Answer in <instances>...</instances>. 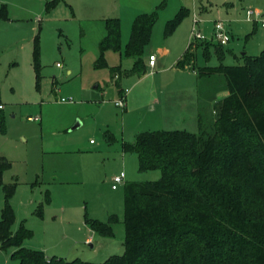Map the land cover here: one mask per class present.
<instances>
[{"label":"rangeland","instance_id":"1","mask_svg":"<svg viewBox=\"0 0 264 264\" xmlns=\"http://www.w3.org/2000/svg\"><path fill=\"white\" fill-rule=\"evenodd\" d=\"M117 1L119 8L102 9L100 18L120 17L125 27L133 15L158 11L159 20L147 50L157 51L154 47L168 40L174 41L183 54L193 39L195 15L202 18L200 29L209 41L214 20L228 24L231 40L224 46L225 65L244 64V54L256 56L264 50V0H145L142 4L129 3L131 8H123ZM35 5L38 12L44 8ZM182 6L189 9V15L175 33L166 36V22ZM44 10L34 16L37 30L33 35L19 31V35L13 34L12 39L0 43V155L12 163L2 174L4 182L17 183L11 200L16 214L13 231L24 221L34 231L24 246L40 250L49 247L47 254L68 260L105 262L125 253V184L158 180L163 174L159 169L140 171L139 158L124 152L123 142L131 143L138 133L152 130L198 133L200 80L192 70H161L168 65V57H159L154 69L147 60L143 74L115 76L114 66L121 64L130 69L134 58L110 50L106 53L108 65L96 66L99 42L106 35L104 21L100 24L98 15L76 10L66 1L49 12ZM250 11L251 20L247 15ZM26 34L32 41L23 47ZM128 34L122 32V48L129 40ZM196 63L211 67L221 64L213 48L208 60L200 48ZM225 85L222 75L202 85L209 118L214 117V104L228 94ZM120 88L128 90L125 109L115 105L121 97ZM141 90L148 91L146 97L138 95ZM106 131L114 134L113 142L107 140ZM122 172L125 181L113 189V178ZM47 190L50 203L46 202ZM4 203L5 193L0 187V218ZM40 208L42 216L37 215ZM111 215L117 217L114 235L94 233L91 244L87 243L86 236L91 233L86 219L107 223ZM14 250L1 251L0 264H18L11 255Z\"/></svg>","mask_w":264,"mask_h":264},{"label":"trees","instance_id":"2","mask_svg":"<svg viewBox=\"0 0 264 264\" xmlns=\"http://www.w3.org/2000/svg\"><path fill=\"white\" fill-rule=\"evenodd\" d=\"M61 1H48L47 11ZM189 12L182 6L166 22L165 35L175 33ZM134 18L131 37L123 50L126 57L134 58L129 73L140 75L147 70L144 53L159 20L158 11L139 13ZM8 19V6L2 4L0 21ZM121 24L119 17L106 18V36L99 43L96 66L108 65V50L122 51ZM200 48L207 60L213 48L221 64L198 65ZM38 49L36 36L39 81ZM225 57L223 45L205 40L190 43L176 63L178 69L192 70L200 80L198 133L152 130L138 133L131 143L123 142L124 152L139 158L140 171L159 169L163 173L158 180L125 184L123 255L99 263L49 256L43 250L24 246L34 231L24 221L13 231L16 214L11 200L17 183L4 182L2 174L12 163L2 155L0 187L5 203L0 218V251L15 248L11 255L18 264H264V50L256 56L244 54V64L225 65ZM112 71L115 76L123 73L121 66ZM221 75L226 79L228 94L214 104V117L209 118L202 85ZM105 136L109 142L115 140L110 131ZM46 202H51L48 190ZM37 215L42 216L41 208ZM116 220L111 215L107 223L86 219V224L108 237L114 235Z\"/></svg>","mask_w":264,"mask_h":264},{"label":"crops","instance_id":"3","mask_svg":"<svg viewBox=\"0 0 264 264\" xmlns=\"http://www.w3.org/2000/svg\"><path fill=\"white\" fill-rule=\"evenodd\" d=\"M48 1H52V0H0V5L5 4L6 6H8V9H9V19H8V21H0V43L1 42L2 43H6L7 41H9V39H12L13 34L19 35V31H21L22 33L27 32L28 34L33 35V33H35L36 30H37V26H36L37 24L34 21L36 19L34 18V16L36 17V15L44 13V11H45L44 9H46V11H47L46 3ZM62 1L70 2L75 7L76 10H81L82 9L85 12H87L88 15H91V16L98 15L99 18H97V19L100 20V24H101L102 21H104V25H105V20L108 17L100 18L102 16V15L100 16V14H99L100 11H102V9L104 11L110 10L111 8L117 9V8H119L118 5H120L118 3V1L116 2V0H62ZM144 1L145 0H126L124 2V1L120 0V3H121L123 8L124 7L131 8V5L129 3L133 4V2H136V3H141L142 4V3H144ZM35 3L44 5V8L41 7L40 11L38 12L36 7H35L36 6ZM142 11L143 10H141L139 12H142ZM136 15H138V14H136ZM136 15H133L132 17H130L132 20L129 21V19H128L125 27H124L123 19L121 18V22H122V24H121V34H122L123 31L126 34H128L129 32L131 33L133 21L135 19L134 17ZM227 26H228V24H227ZM105 30H106V27H105ZM99 35H100V37L103 36L101 33H99ZM23 37L24 38L22 40V46L24 47L25 44H28V42L31 43L32 38L28 39L29 37H27V34L24 35ZM104 37H102V38H104ZM128 37H129V34H128ZM130 37H131V34H130ZM130 37H129V39H130ZM101 40H100V42H101ZM127 41H129V40H126V43H125L124 47L128 43ZM185 45L186 44H184V47H185ZM122 47H123V43H122ZM154 48L157 49L158 52L156 50H153L152 48H150L148 50L145 48L146 50H145V53H144L145 63L147 62V60H149V56H150L151 53H156L157 54L156 66L155 67H150L149 66L151 69H154V68H156L158 66L157 63H158L159 57H160L161 60H165V58L168 57L169 58V61L167 63L168 65H166V67L162 68L161 70H163V71L171 70V71H174L175 73L181 72V70L176 67V65H177L176 63L181 58L180 54L182 52H180L179 46H177L174 41L168 42V40H165V41L162 40V41L159 42V44H157V47H154ZM123 49L124 48H122V51H120L121 55L122 54L124 55V50ZM108 51H110V50H108ZM184 52H183V54H184ZM183 54H181V56ZM119 66L122 67V71H123L122 74H124L125 76L134 75V74L129 73V71L133 68L134 65L130 69L123 68V66L121 64H119ZM119 66H114V67H119ZM184 70L190 71L189 69H183L182 71H184ZM193 74L196 75L195 72H193ZM119 76H121V75H119ZM120 89L123 90V88H120ZM122 90L119 91L120 95L122 93L121 92ZM147 93H148L147 90H143V91L141 90V91L138 92V95L142 96V97H146ZM128 106H130V102H128ZM170 111L173 112L172 110H170ZM87 227L89 228V231H90L91 234L86 236V242L91 244V242L94 239V238H92V236L96 232L91 230L88 225H87ZM92 247H93V245H92ZM42 249L45 252V254H47V252L49 250V247H44ZM48 255L51 256L50 254H48Z\"/></svg>","mask_w":264,"mask_h":264},{"label":"built area","instance_id":"4","mask_svg":"<svg viewBox=\"0 0 264 264\" xmlns=\"http://www.w3.org/2000/svg\"><path fill=\"white\" fill-rule=\"evenodd\" d=\"M247 15H248V19L251 20V18L253 16V12H251V11L247 12ZM260 15L261 14L258 13L257 16L260 17ZM202 22H203L202 18L195 15L194 25H193V28L191 31L192 37H193L191 43H193V44H196L199 41H205V40L209 41L207 36L203 32H201L200 25ZM261 24L264 27V20L263 19L261 20ZM213 31H214V33H213L212 39L210 41L216 40L218 43L225 46L231 40V33L228 30V26L226 25V22H224L221 19L214 20ZM156 60H157V54L151 53L149 56V60H148L149 66L155 67L156 66ZM58 65H59V63H58ZM127 92H128V90L122 91V93L120 95L121 96L120 99L115 102V105L118 108H121V109L126 108V105H127L126 94H127ZM62 101H66V100L63 99ZM0 108L1 109L3 108L2 104H0ZM31 119H34L36 121L39 120V118H37V117L36 118L32 117ZM125 178H126V174H124L123 172L121 173L120 176H116L115 178H113V185H112L113 189H116L119 184H122V182L125 181Z\"/></svg>","mask_w":264,"mask_h":264},{"label":"water","instance_id":"5","mask_svg":"<svg viewBox=\"0 0 264 264\" xmlns=\"http://www.w3.org/2000/svg\"><path fill=\"white\" fill-rule=\"evenodd\" d=\"M79 124H76L74 127L78 126Z\"/></svg>","mask_w":264,"mask_h":264}]
</instances>
